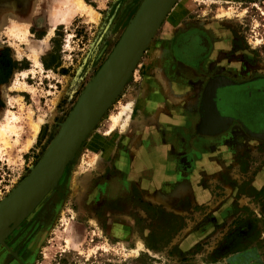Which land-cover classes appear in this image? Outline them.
<instances>
[{
    "label": "rangeland",
    "instance_id": "obj_1",
    "mask_svg": "<svg viewBox=\"0 0 264 264\" xmlns=\"http://www.w3.org/2000/svg\"><path fill=\"white\" fill-rule=\"evenodd\" d=\"M143 1L0 0V122L19 118L1 146L0 203L52 152ZM193 28L227 32L264 74V0H178L57 185L0 233V264H264V140L199 147L183 169L196 150L144 113L162 58Z\"/></svg>",
    "mask_w": 264,
    "mask_h": 264
},
{
    "label": "flooded vegetation",
    "instance_id": "obj_2",
    "mask_svg": "<svg viewBox=\"0 0 264 264\" xmlns=\"http://www.w3.org/2000/svg\"><path fill=\"white\" fill-rule=\"evenodd\" d=\"M227 34L225 31L209 32L199 28L189 29L173 39L168 48L167 58L161 60L165 75L172 77L175 74H181L186 78L185 93H191L189 97L194 104V111L186 122L185 130L180 131V137L176 139L179 143L175 144L183 146L184 151L190 148L196 150L192 153L193 155L189 156L188 151L183 153L180 159L184 161L183 169H187L188 165L201 159V153L198 152L201 147L206 149V147L214 146L217 149L222 145L234 144L236 148L241 144L240 133L242 132L246 137L255 139L250 137L245 129L254 135L264 137V74L248 63L244 57L233 52L235 48L233 42L229 43ZM219 44L228 47L224 55L218 51L215 53L216 59L221 54L224 59L223 64L218 66L217 70L206 73L205 62L213 54L214 45L219 46ZM179 67L183 68L178 70ZM201 82L203 83L202 89L193 90ZM155 83L153 90L146 95L147 103L144 110L145 114L152 115L151 121L158 113V108L168 110L176 108L162 97L163 90L158 79ZM210 84L214 90L208 92L207 88ZM210 103L219 114L232 117L233 121L227 125L215 122L209 125L203 124V114ZM203 127L226 128V130L217 135H207L201 133L200 129L202 130ZM164 129L169 130L166 127L162 130ZM224 155L227 157L226 153L221 154V156Z\"/></svg>",
    "mask_w": 264,
    "mask_h": 264
},
{
    "label": "water",
    "instance_id": "obj_3",
    "mask_svg": "<svg viewBox=\"0 0 264 264\" xmlns=\"http://www.w3.org/2000/svg\"><path fill=\"white\" fill-rule=\"evenodd\" d=\"M178 0H144L108 61L87 90L82 103L57 137L52 152L30 173L25 182L0 203V233L9 228L27 206L38 204L63 176L83 141L121 93L162 22ZM212 84V83H211ZM211 84L208 92L214 90ZM206 121L227 125L224 117L206 108ZM209 125V124H208ZM217 125V124H215ZM245 129V128H244ZM226 128H202V134H220ZM246 132L255 139L264 137Z\"/></svg>",
    "mask_w": 264,
    "mask_h": 264
},
{
    "label": "crops",
    "instance_id": "obj_4",
    "mask_svg": "<svg viewBox=\"0 0 264 264\" xmlns=\"http://www.w3.org/2000/svg\"><path fill=\"white\" fill-rule=\"evenodd\" d=\"M227 48L228 47L224 44H219V46L214 45L213 54L207 59L204 65L206 73H211L217 70L216 68L223 64L224 59L221 54H219V57L216 59L215 53L218 51L224 55V52H226ZM182 68L179 67L178 70ZM159 76L162 78L161 80L159 79V82L161 81V88L163 90L162 97L168 100L171 105L176 108L173 110L161 108L156 116L153 117L152 121L155 122L154 124L157 126L159 125V129H163V127L169 129L167 131L171 133V139H179L180 131L185 130L186 122L194 111V104L189 97L191 93H185L187 87L185 83L187 80L181 74H175L172 77H168L165 74ZM202 84V82L198 83L196 88H193V90L195 89V91H200L202 89ZM178 143V141H173L170 144L175 145Z\"/></svg>",
    "mask_w": 264,
    "mask_h": 264
},
{
    "label": "bare ground",
    "instance_id": "obj_5",
    "mask_svg": "<svg viewBox=\"0 0 264 264\" xmlns=\"http://www.w3.org/2000/svg\"><path fill=\"white\" fill-rule=\"evenodd\" d=\"M76 7L78 10L80 9L81 12L90 13L92 15L93 20L96 19V17H97V15H95L96 13H94L91 8H89L87 5H85V3L83 1H77ZM24 30H25V28H24ZM5 95L7 96L8 100L10 101L11 98L8 97V94H5ZM4 117L6 119V123L0 122V153L2 152L1 146H4V147L9 146V141H8L9 134L13 133L15 130V127H16L13 123L19 119V118H17L16 115L12 114V112L10 110H7L4 113ZM32 127L34 128V135L29 140V143L26 145V148L32 144V142L35 139L36 132L38 131V124H32Z\"/></svg>",
    "mask_w": 264,
    "mask_h": 264
},
{
    "label": "trees",
    "instance_id": "obj_6",
    "mask_svg": "<svg viewBox=\"0 0 264 264\" xmlns=\"http://www.w3.org/2000/svg\"><path fill=\"white\" fill-rule=\"evenodd\" d=\"M180 227H181V225H180ZM180 227H179V229H180ZM179 229H178V230H179ZM178 230H177V231H178ZM152 248H155V249H156V247H152Z\"/></svg>",
    "mask_w": 264,
    "mask_h": 264
}]
</instances>
